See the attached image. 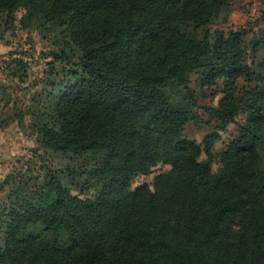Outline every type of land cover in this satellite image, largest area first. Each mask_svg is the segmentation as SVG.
<instances>
[{"label": "trees", "instance_id": "trees-1", "mask_svg": "<svg viewBox=\"0 0 264 264\" xmlns=\"http://www.w3.org/2000/svg\"><path fill=\"white\" fill-rule=\"evenodd\" d=\"M228 6L0 0V24L21 12L56 47L46 88L27 105L9 94L0 126L91 162L78 185L50 170L33 187L4 179L0 264H264V63H248L264 41L249 52L244 30H210ZM10 64L23 82L26 64ZM189 123L236 131L214 150L218 131L200 144Z\"/></svg>", "mask_w": 264, "mask_h": 264}, {"label": "rangeland", "instance_id": "rangeland-1", "mask_svg": "<svg viewBox=\"0 0 264 264\" xmlns=\"http://www.w3.org/2000/svg\"><path fill=\"white\" fill-rule=\"evenodd\" d=\"M263 12L264 0H229L227 9L214 20L209 29L224 33L244 30L245 47L250 52L254 40L264 41V21L261 20ZM20 17L21 12H18L14 20L8 24H0V107L9 94L11 101L27 105L35 92H43L49 79L46 63L52 60L51 51L56 50L42 32L26 27L24 22H20ZM15 59L26 64V76L20 78L23 82L16 77H10L9 68L6 69V65L8 63H11L10 66L13 65ZM248 63L253 67L258 63H264V44L254 57L253 63L251 59H248ZM13 71L16 74L22 73L16 68ZM199 101L200 105L210 103L204 98H200ZM215 131H218L220 137L214 147V150H218L235 134L236 127L230 124L223 130H217L214 123L200 126L189 123L184 134L202 144L204 139ZM168 168L166 165H158L149 175L137 177L132 182V187L141 183H152L157 173ZM213 169L216 170L217 165H213ZM47 170L60 176L63 184L78 185L90 172L91 162L87 157L44 152L29 130L20 129L16 123L0 126V184L2 183L0 203L6 198L8 186L3 181L10 173L15 174L16 180L25 177L28 185L33 187L42 183Z\"/></svg>", "mask_w": 264, "mask_h": 264}, {"label": "crops", "instance_id": "crops-1", "mask_svg": "<svg viewBox=\"0 0 264 264\" xmlns=\"http://www.w3.org/2000/svg\"><path fill=\"white\" fill-rule=\"evenodd\" d=\"M12 123H16V122H12Z\"/></svg>", "mask_w": 264, "mask_h": 264}]
</instances>
